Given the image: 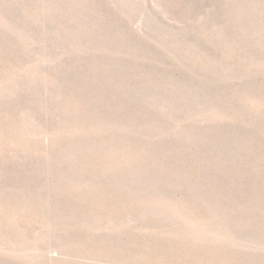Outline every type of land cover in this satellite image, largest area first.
<instances>
[{"label": "rangeland", "instance_id": "rangeland-1", "mask_svg": "<svg viewBox=\"0 0 264 264\" xmlns=\"http://www.w3.org/2000/svg\"><path fill=\"white\" fill-rule=\"evenodd\" d=\"M0 264H264V0H0Z\"/></svg>", "mask_w": 264, "mask_h": 264}]
</instances>
